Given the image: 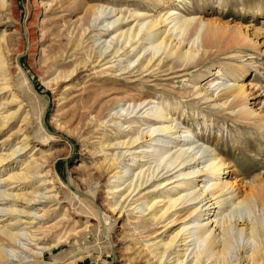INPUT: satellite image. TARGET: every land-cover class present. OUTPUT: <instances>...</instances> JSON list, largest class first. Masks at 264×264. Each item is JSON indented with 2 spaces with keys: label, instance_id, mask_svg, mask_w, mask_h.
<instances>
[{
  "label": "rangeland",
  "instance_id": "obj_1",
  "mask_svg": "<svg viewBox=\"0 0 264 264\" xmlns=\"http://www.w3.org/2000/svg\"><path fill=\"white\" fill-rule=\"evenodd\" d=\"M120 4L123 19L114 25L125 29L136 27L142 16L157 17L179 5L182 14L214 22L210 32L216 34L206 39L193 63L167 58L157 67L137 71L133 67L138 63V46L105 59L96 57L98 45L90 47L92 36L105 37L97 32L99 26L92 30L104 20H95L92 8ZM133 9L143 15L136 17ZM87 25L90 28L85 30ZM157 27L168 29L164 22ZM171 34L170 30L164 36L174 44L177 39ZM181 46L186 49L189 44L184 41ZM0 59V115L11 114L5 123L0 122V154L5 157L0 170L6 169L1 174L19 170L21 160L32 161L34 168L29 180L0 188L9 187L13 194L30 184L28 191H35L0 202L14 209L2 217L4 222L13 218L24 233L18 244L4 241L8 264H158L146 245L175 233L191 216H187V204L164 213L166 201L144 212L140 203L144 196H178L180 189H173L186 177L177 176L179 167L155 170L148 154L139 151L150 149L152 136L159 133H144L128 143L133 134L126 128L131 117L155 105L144 102L131 112L128 102L152 97L175 104L177 109L169 111L177 123L172 131L186 127L200 143L224 150L230 165L224 176L233 181L236 192L247 190L249 184L261 185L264 179V0H165L164 5L157 0H0ZM128 60V69L120 71ZM234 65L243 68L237 81L244 86L241 101L249 110L246 116L228 106L231 97L219 107L213 105L216 100L202 99L195 91L214 78L218 68L225 72ZM45 106L47 130L41 125ZM117 111L123 113L121 118ZM161 135L157 145L165 138ZM114 140L123 143L108 146ZM11 151L14 156L6 157ZM115 185H122L121 191L129 189L119 197L121 191L111 193ZM70 190L91 196L93 200L86 198L91 208ZM251 201L255 214H261ZM248 210L247 206L229 209V214L244 216L251 214ZM177 239L176 250L182 247ZM230 240L232 252L245 244L248 248L236 232Z\"/></svg>",
  "mask_w": 264,
  "mask_h": 264
},
{
  "label": "bare ground",
  "instance_id": "obj_2",
  "mask_svg": "<svg viewBox=\"0 0 264 264\" xmlns=\"http://www.w3.org/2000/svg\"><path fill=\"white\" fill-rule=\"evenodd\" d=\"M164 1L157 0L162 5H164ZM178 7L177 10L168 8L165 13H158L157 17L148 18L142 16V19L137 20L138 25L136 27L131 25L127 29L120 27V25H114L118 20L123 19L121 18L123 13H120L124 9L123 4L118 6L101 5L93 7L95 20L99 17L104 18V20L95 24L92 30H96V26H99L97 32L105 34V37L92 36V45L90 47L93 48L98 45V48L95 50L97 53L96 57L104 55L103 59H105L111 56L115 58L127 49L132 51L138 46L140 49L136 52L134 51L138 63L133 67L137 71L144 68V70H147L150 67H157L161 60L167 58H172L180 63H193L199 50L204 49L206 39L216 34V31L213 34L210 32L214 22L209 19H200V17L197 19L194 16L182 14L179 9H183V7L179 5ZM114 12L116 13L113 14ZM132 13L136 17L143 15L137 9H133ZM118 14L119 16H117ZM111 17L112 19L106 20V18ZM161 22L165 23V26L168 27L167 30H158L157 26ZM89 28L87 25L85 30ZM170 30L177 39L174 44H172V41L168 42V37L164 36V33H168ZM26 38L29 40L28 36ZM141 40H144V43H141ZM184 41H187L189 44V47L186 49L181 46ZM100 44L101 46H99ZM159 51L160 54L156 56ZM161 56L163 57L161 58ZM130 61L128 60L129 64L127 63V65L119 70H127L130 66ZM76 68L74 66L73 71ZM241 69H243L242 65L241 68L235 65L229 66L225 72L222 71V68H218L214 73L215 77L206 80L203 87L201 86L202 88L195 87L196 94H202V99L212 98L216 100L213 105L219 107L226 106L228 98L231 97L232 99L228 103V106L232 105V110L237 107V112L240 116L248 115L249 110L246 107L247 105L241 101L244 98V86L237 81L238 77L242 74ZM144 102L155 105L150 107L148 112L145 109L139 117L136 115L131 117L134 119L127 124V127L125 126L133 133L128 137V143H135L138 141L139 135L144 133H148L149 135L155 133L164 134L161 135L165 136L163 140H160L161 145H157V136L159 134H156L151 138L150 149L141 148L139 151L148 154L151 161L155 163V170L160 166L166 169V171L179 167L177 169L179 172L177 176L186 178L180 179L175 189H173V191L180 189L176 193L178 196L170 193L154 197L144 196L143 201L140 203L142 212L149 211L156 202L166 201L164 213L179 204H187L186 209L189 210L187 216H191L188 222L184 223L175 233H170L168 237L159 240L153 245H146V248L149 249L148 254L152 258H156L158 264H167L165 261L169 254L173 255L171 257V260H173L170 262L168 260L169 264H264V179L261 180V185L249 184L247 190L243 189V191H239L240 193L236 192L233 190V181L230 182L224 176L227 172L226 168L230 166L224 159V150L211 148L204 142L200 143V140L196 139L186 127H183L181 131H172L176 127L174 124L177 123H175L176 120L172 118L169 111L176 110L177 106H174V103L172 105L170 101H155L152 97H146L139 103L128 102L127 107L131 106V112H133L136 106L140 107ZM116 114H119L118 117L121 118L123 113L117 111ZM9 117H11L10 113L1 114L0 122L5 123ZM141 129H146V131L143 132ZM105 143H101V146ZM122 143L123 141L114 140V142H109L108 146ZM14 154V151H11L6 157H12ZM4 158L1 153L0 164ZM186 163L189 164L188 170L185 171ZM19 165V170L15 171L12 169L5 176L1 172L6 169L3 167L0 170V185L10 186L13 182L26 181L33 176L34 168L32 161L21 160ZM150 167L149 164L148 169ZM140 172L141 169L133 174L137 176ZM126 180L124 179L122 184H125ZM143 182H146V180ZM141 184L142 182L137 186ZM29 187L30 184L27 187H19L20 191H15L13 194L7 191L9 187L7 189L0 188V202L9 196L20 197L31 191L34 194V190L28 191ZM121 188L122 185H115L110 190L111 193H117L121 191ZM128 189L129 186L124 191ZM124 191L119 192V197L124 196ZM70 192L73 197L82 203H87V207L91 208L89 206L91 204L90 201L74 193L73 190H70ZM252 199L255 207H257V211H261V214H255L253 211ZM32 200L33 197L31 196L28 202ZM6 204L0 203V222L2 223L0 225V264H8L4 253V241L18 244L20 238L24 235L18 229V221L9 218L8 221L4 222L5 219H2L3 216L14 212L10 204ZM245 206L249 208L248 211L251 214L246 213L244 216L242 214L234 215V212H230L233 215L229 214V209L236 210ZM90 210L92 215L98 220V215L93 211L94 209ZM28 215L31 214L28 213ZM102 216L104 218L103 213ZM151 216L154 219L156 211L151 213ZM104 226L108 232L107 225L105 224ZM232 232L243 236L248 244L247 249L245 248V244L236 251L232 249L235 252L230 250L232 248L230 240ZM177 237L176 241L180 239L178 246L182 247L176 250L174 249L173 242ZM151 246H153L152 250ZM39 249L42 250L44 247H40Z\"/></svg>",
  "mask_w": 264,
  "mask_h": 264
},
{
  "label": "water",
  "instance_id": "obj_3",
  "mask_svg": "<svg viewBox=\"0 0 264 264\" xmlns=\"http://www.w3.org/2000/svg\"><path fill=\"white\" fill-rule=\"evenodd\" d=\"M16 62H17V64L19 63L18 57H17V59H16ZM18 65H19V64H18ZM46 109H47V106H45V107L43 108L42 115H41V125H42V127H43L45 130H47V128H46V126H45V122H44V121H45L44 118H45ZM75 193L78 194V195H80V196H84L85 198H88L89 200H93V198H92L91 196L83 195V194L77 192L76 190H75ZM103 232L106 233L104 228H103Z\"/></svg>",
  "mask_w": 264,
  "mask_h": 264
}]
</instances>
